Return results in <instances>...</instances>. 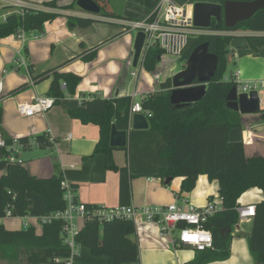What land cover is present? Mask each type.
Returning a JSON list of instances; mask_svg holds the SVG:
<instances>
[{
  "label": "trees",
  "instance_id": "16d2710c",
  "mask_svg": "<svg viewBox=\"0 0 264 264\" xmlns=\"http://www.w3.org/2000/svg\"><path fill=\"white\" fill-rule=\"evenodd\" d=\"M76 0L67 6L58 5L57 0L45 3L48 8L60 10H76ZM100 7L98 16L125 21H139L116 15L108 8V0H93ZM178 6L198 2L223 4L225 0H171ZM56 13L29 12L24 16L10 15L0 23V40L15 35L19 29L24 32L41 31L44 23L56 18ZM151 18V17H150ZM95 21L68 16L69 29H84ZM237 28H244L257 33H264V10L259 11ZM211 29L227 30L223 22H213ZM231 39L229 37L200 36L186 41L179 60L185 62L190 53L207 42L209 52L217 55L218 65L214 79L207 85L203 99L196 104H186L175 108L170 103L172 88L171 79L160 85V92H152L145 96L142 108L151 114L148 120L149 130L133 131L128 128L132 98L123 96L114 99L101 98L91 95L83 99L77 108L67 111L70 118L76 119L83 125L92 124L98 128L99 139L95 144L93 155H102L106 170L116 172L118 167L113 160L114 148L109 146L111 126L118 131H126L128 177L182 178L180 192L188 193L195 188L198 176L208 177L217 181L218 193L222 201L221 211L209 217L204 226L212 233L213 250L196 252L197 255L190 264H205L212 261L228 259L234 227L238 224L236 211L237 200L246 191L258 188L262 191V200L255 205L256 213L252 219V229L246 241L248 251L255 264L264 263V157L245 155L244 144L241 141H229L230 133L241 127V115L226 107V97L236 81L225 78V54ZM27 54L26 48H24ZM96 49L79 54L85 61L96 57ZM164 53L159 49H150L145 54L143 66L147 72H152L158 65ZM28 67L32 84L52 76L48 97L54 99V105L59 104L65 97L75 94L80 83V77L69 72H59L53 69L33 76L32 68ZM232 78V77H230ZM65 85V87H62ZM22 85L17 91L27 88ZM264 120V110L260 111ZM0 109V131L1 129ZM36 145L52 146L48 138L39 135L34 138ZM5 144L10 145L12 139L4 138ZM20 150L30 149L29 139H18ZM11 149L0 147V171H5L0 177V220L8 217L25 218L28 214L30 199L25 197L26 191H31L43 199L45 214L53 215L66 208L63 197V177L56 175L48 178H36L29 174L21 162L11 161ZM74 201H77L75 184L70 185ZM86 218L83 227L75 236V241L85 246L95 256H104L108 264H125L136 262L138 246L130 240L135 233L132 221L109 220L100 221L92 213L98 206L84 205ZM42 234H36L33 227L25 230H6L0 223V258L8 264H64L63 260L70 255L63 239V221L51 220L41 222Z\"/></svg>",
  "mask_w": 264,
  "mask_h": 264
},
{
  "label": "crops",
  "instance_id": "0c3cea01",
  "mask_svg": "<svg viewBox=\"0 0 264 264\" xmlns=\"http://www.w3.org/2000/svg\"><path fill=\"white\" fill-rule=\"evenodd\" d=\"M159 1L122 0L120 10L110 9V11L127 19L144 20L157 7ZM52 11L57 14L56 18L44 23L42 30L35 34L37 37L29 36L27 39L25 33L19 32L18 36L12 35L0 40V80L4 85L3 97L0 100L2 117L0 140L6 137L12 140L22 137L33 140L43 135L53 142L52 146L48 147L36 145L30 149L20 150L12 155V159L21 162L29 174L36 178L61 175L63 181L77 186V201L88 206L139 208L176 203L179 207L185 208L186 206L182 204L184 201L198 208L205 207L207 203H216L217 211H221L222 203L218 193V183L215 180L210 181L206 175L198 176L192 191L181 193L182 178L180 177L173 178L168 185L160 178L130 179L127 154L124 149L113 152V160L118 167L116 172L106 170L102 155L92 156L99 139L98 128L92 124L83 125L80 121L70 118L67 111L79 107L81 101L87 100L91 95L114 99L123 96L131 97L136 92L135 102H139L136 101L138 98L141 103L146 95L161 91L160 88L159 90L154 88L155 80L158 79L156 78L157 71L150 73L145 70L151 77L152 85L146 83L138 88L140 71L135 68L139 65V67L144 66L137 63L138 65L133 68L134 40L131 39V42L123 40L129 37V34L123 32L120 25L95 22L84 29H69L67 27L68 16H74L73 13L79 10L64 11L52 8ZM246 32H249L248 35H254L253 37L260 35L250 30ZM21 35L24 36L23 40ZM94 49L97 51L93 60L84 62L79 57V54L85 51L88 53ZM247 49L240 50L239 56L244 60L249 79H253L258 71L252 63L249 66L246 65L252 61L257 63V61L264 62V60L261 58V50L256 53L252 49ZM21 58L24 59L26 67L19 66ZM27 66L32 68L33 76L53 69L79 76L80 83L74 96L65 97L43 115L19 117L18 104L30 102L37 96L48 97L53 79L49 76L47 79L32 84ZM132 68L135 70L132 71ZM133 73L136 74L135 77L132 76ZM152 73H155L154 76ZM262 73L264 74V70ZM241 74V71L237 70L225 78L234 76L241 88L250 86L249 83L241 85ZM128 76L132 82L127 81ZM243 78L246 79V77ZM163 82L158 81L160 85ZM24 84L28 85L27 88L20 92L17 91ZM239 93L244 92L240 90ZM259 96L262 111L264 110V98L260 93ZM240 120L241 127L230 133L229 141H241L247 157L253 155L264 157V120L261 119V113L241 115ZM3 174L5 171H0V177ZM25 197L32 202L27 216L25 218H3L0 223L8 231H20L33 227L36 234L41 235V220L47 217L44 201L31 191H26ZM261 199L262 191L253 188L246 191L237 200V204L240 202L259 203ZM251 222H238L234 227L232 238L238 239H231L228 259L205 264H255L248 251L246 241L248 235H245L243 231V225L252 226ZM75 223L81 230L83 221L76 220ZM133 224L135 233L130 236V240L138 246V257L136 262L125 264H190L197 255L191 247L175 248L171 243V237L163 236L157 223H146L139 216ZM71 263L108 264L106 257L95 256L82 245ZM0 264L8 263L0 258Z\"/></svg>",
  "mask_w": 264,
  "mask_h": 264
},
{
  "label": "built area",
  "instance_id": "2783aa9c",
  "mask_svg": "<svg viewBox=\"0 0 264 264\" xmlns=\"http://www.w3.org/2000/svg\"><path fill=\"white\" fill-rule=\"evenodd\" d=\"M51 0H0V23L6 20L7 16L16 15L24 16L29 12H46L53 13L52 8L45 6L46 2ZM193 5L178 6L171 0H160L157 7L149 14V17L139 21H125L122 19L107 18L83 12L73 13V17L81 19H91L95 22H105L108 24L120 25L123 32L127 34L143 32L145 39L143 49L138 60V64H142L143 57L150 49H159L166 54L174 55L180 58L184 45L188 39L199 38L200 36H224L231 40L234 37H248L249 32L232 30H205L196 29L193 26ZM151 17V18H150ZM37 37V36H35ZM23 40L24 36L21 35ZM230 46V45H229ZM19 66H25L23 58L19 61ZM136 74H132L135 77ZM228 80V79H226ZM264 84V83H263ZM237 86V85H236ZM62 87H65L63 85ZM251 89H256V86L250 85L246 87L237 86L238 93L240 90L246 93ZM4 85L0 80V100L3 97ZM132 104L130 107V120L128 128L131 130V119L136 113L143 114L147 120L151 118V114L142 108V102H135L136 92L131 95ZM54 106V99L51 97L37 96L31 99L30 102H22L17 106V114L19 117H34L43 115L46 111ZM29 146H36L35 140H29ZM0 147L13 150L9 157L11 161L12 155L21 149V144L18 140H12L10 145L5 144L4 140H0ZM19 162V161H17ZM64 189V199L66 201V208L63 211H58L53 215L47 216L41 222L59 219L63 221V239L66 247L70 250V255L63 260L64 264H72L71 261L78 253L80 244L75 241V236L79 233V228L76 225V220L86 218V209L84 204L75 202L71 186L65 181L62 183ZM258 197V196H257ZM261 198V197H259ZM221 199V198H220ZM262 200V199H261ZM222 203V201H221ZM185 208L179 207L178 204L172 205H155L144 207L133 206H115V207H97L92 211L98 219L102 221L109 220H123L127 219L133 223L139 216L146 223L158 224L161 234L163 236L171 237V243L175 248L191 247L195 252H206L213 250V238L211 231L204 226L206 220L213 216L217 211L216 203H207L205 207L198 208L186 202H182ZM257 203H239L237 204L238 222H249L255 216ZM183 222L184 229H178L176 224ZM174 231L178 232V236L174 237Z\"/></svg>",
  "mask_w": 264,
  "mask_h": 264
},
{
  "label": "water",
  "instance_id": "95a60500",
  "mask_svg": "<svg viewBox=\"0 0 264 264\" xmlns=\"http://www.w3.org/2000/svg\"><path fill=\"white\" fill-rule=\"evenodd\" d=\"M76 7L83 12L98 15L100 7L93 0H77ZM264 10V0H225L223 4H210L198 2L193 5V26L196 29L211 30L213 22H223L227 30L234 29L238 24L245 23L254 17L259 11ZM145 39L143 32H138L133 41L132 64L135 68ZM231 48L246 50L248 48L246 37H234L229 43ZM218 57L209 52L207 42L199 44L184 62V69L171 77L172 88L170 103L175 108H182L186 104H196L204 98L207 85L214 79L218 65ZM226 107L237 111L241 115L258 114L260 109V96L256 89L246 93H238L237 86L231 88L226 97ZM147 118L136 113L131 119V130H149ZM126 131H118L111 126L109 146L115 150L127 147ZM173 178L165 180V184L171 183ZM178 229H184L185 224L178 222Z\"/></svg>",
  "mask_w": 264,
  "mask_h": 264
},
{
  "label": "rangeland",
  "instance_id": "374dc122",
  "mask_svg": "<svg viewBox=\"0 0 264 264\" xmlns=\"http://www.w3.org/2000/svg\"><path fill=\"white\" fill-rule=\"evenodd\" d=\"M57 1H58V4L60 6H67L73 2V0H57ZM76 1H75V3H76ZM108 8H109V10L111 9L113 11L120 10L122 8V0L121 1L108 0ZM240 30L246 31V29H244V28H241ZM19 32L25 33V35L27 36V39L29 38V36H35V34L38 33L37 30H35L33 32H24L23 30L19 29V31L15 35L18 36ZM134 37H135V33H131V34H129V37L124 38L123 40L125 42H131V39L134 40ZM249 37H250L249 41H248L249 48L247 50L252 49L256 53L259 52L258 50H261L262 51L261 52V54H262L261 58H262V60H264V36L253 37V36L249 35ZM239 54H241L240 50L231 48L230 46L227 48V52H226L225 57H224L225 61H226V69H225V73H224L225 77L229 76L231 73H233L237 70L241 71V73H242L241 74L242 77L240 76L241 85L249 83L251 85L256 86V90L258 91V93H260L262 98H264V84H262V82H264V74L262 73V71L264 70V69L262 70V67H264V65H263L264 62L263 61H257V63H256V61H252L246 65V66H249V64L252 63V66H255L256 71H258L257 75L255 77H253V79H249V77H248L249 73H247L248 71L245 68L244 60H242V58H241V56H239ZM144 58H145V55L143 57L142 63L144 61ZM139 66L137 68H135L137 71H140V74H139V80L140 81L138 84V88H140L139 86L142 87L146 83H150L152 85L151 80H150L151 77H150L149 73H147L145 71L144 67H139ZM135 69L132 68V71ZM183 69H184V63L181 62L180 60H178V58L176 56L170 55V54H167V55L165 54V55L161 56V58L159 59L158 65L155 68V70L157 71V73H156L157 77L156 78H158V79H156L157 81L155 80V83H156V85L154 86L155 90H159V88H160L159 87L160 84L158 83L159 80H160V82H163V81L167 80L168 78L171 79V77L174 74L182 71ZM9 70H11V69H9ZM154 71H152V72H154ZM154 74L152 73L153 76H154ZM231 77L232 78L228 77V79H231V80L234 79L235 81L237 80L236 77H234V76H231ZM243 77H246V79ZM127 81L132 82L129 76L127 78ZM236 85L238 86L239 84H237V82H236ZM73 96L74 95H72L71 97H73ZM136 101L140 102V100L138 98ZM251 229H252L251 225H249V224L243 225V231H244L245 235H249L251 232ZM240 235H242V234H240ZM173 236L177 237L178 232L174 231ZM233 238H235V237H233ZM235 239L237 240L238 238H235ZM235 239H233V240H235Z\"/></svg>",
  "mask_w": 264,
  "mask_h": 264
},
{
  "label": "flooded vegetation",
  "instance_id": "af4514ba",
  "mask_svg": "<svg viewBox=\"0 0 264 264\" xmlns=\"http://www.w3.org/2000/svg\"><path fill=\"white\" fill-rule=\"evenodd\" d=\"M235 31H241L239 28H237V26L234 28ZM249 31V30H248ZM253 33V32H252ZM257 33V32H256ZM251 35V34H250ZM253 35V34H252ZM254 36V35H253ZM258 36H264V33H260V35ZM249 35H248V38H247V44H248V41H249ZM249 45V44H248Z\"/></svg>",
  "mask_w": 264,
  "mask_h": 264
}]
</instances>
